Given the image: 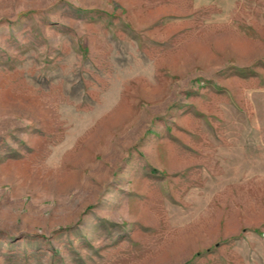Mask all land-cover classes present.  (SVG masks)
<instances>
[{
  "label": "rangeland",
  "instance_id": "374dc122",
  "mask_svg": "<svg viewBox=\"0 0 264 264\" xmlns=\"http://www.w3.org/2000/svg\"><path fill=\"white\" fill-rule=\"evenodd\" d=\"M0 264H264V0H0Z\"/></svg>",
  "mask_w": 264,
  "mask_h": 264
}]
</instances>
